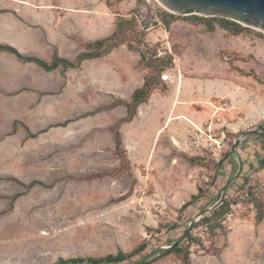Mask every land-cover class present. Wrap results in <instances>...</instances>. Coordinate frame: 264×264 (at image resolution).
<instances>
[{"label":"rangeland","instance_id":"1","mask_svg":"<svg viewBox=\"0 0 264 264\" xmlns=\"http://www.w3.org/2000/svg\"><path fill=\"white\" fill-rule=\"evenodd\" d=\"M80 1L0 0V44L47 62L54 49L61 57L74 60L77 52L71 39L80 44L87 35H93L91 39L104 37L115 30L117 22L129 21L122 27L121 36L124 45L131 44L136 53L149 49L151 56L143 64L138 61L136 69L146 70L145 77L154 84L151 95L159 90L162 100H172L170 91L183 82L186 88L193 82H216L230 88L235 100H264L263 32L246 27L248 30L232 35L216 23L209 31L207 22L192 19L207 17L195 12L174 14L158 0H88L85 7L79 6ZM65 3L71 7L64 8ZM100 28L109 33L98 35ZM161 46L172 53L155 58V50ZM80 77L81 73L74 70L59 67L46 72L12 53H0V264H55L61 258L129 252L146 242L145 251L120 263L134 264L156 248L172 245L175 237L170 233L174 230L171 225L180 227L178 222L183 223L182 234L187 229L189 221L179 214L162 217L160 203L145 207L141 198L150 191L149 180L156 168L141 163L136 166L140 170L134 171L126 147L133 140L132 132L123 128L125 123L120 131L129 161L116 155L111 127L120 113L84 116L114 100L101 96ZM186 95L183 93L180 100H186ZM205 99L230 104L228 116L215 125L216 138L222 137V131L225 134L223 156L216 159L206 149L211 116L199 128L191 126L176 138L190 148L188 154L180 153L195 160L189 162L183 157L187 162L195 165L209 161V178L199 179L201 195L206 193L208 203L214 204L217 169L230 156L227 154L235 137L264 126V119L245 124L243 113L233 109L231 97L212 95ZM96 104L100 105L87 110ZM157 137L155 144H170L169 137ZM135 140L131 143L142 147L151 144L148 135L141 134ZM245 141L252 154L256 149L264 150V137ZM191 147L201 154L193 153ZM34 180L42 184L30 186ZM257 202L262 213L264 200ZM153 215L160 219L161 232L157 231L159 226H148ZM227 228L201 239L210 241L206 243L208 253L216 254L225 246ZM253 255L245 251L242 263L236 264H255L249 262ZM222 263L211 258L205 264ZM151 264L174 263L161 257ZM257 264H264V258Z\"/></svg>","mask_w":264,"mask_h":264},{"label":"crops","instance_id":"2","mask_svg":"<svg viewBox=\"0 0 264 264\" xmlns=\"http://www.w3.org/2000/svg\"><path fill=\"white\" fill-rule=\"evenodd\" d=\"M87 3L88 0H81L79 6L85 7ZM70 5L65 3L63 7L70 8ZM107 33L109 32H106L102 28L98 30V35ZM91 37L93 38V35H87L86 39L80 44L73 39L70 40L76 47L77 54L79 53V48L81 51L84 50L83 44L85 42L104 38L91 39ZM139 59V53L129 50L125 45H121L104 57L84 60L79 68L68 70L81 73L80 78L82 83L89 84L90 87L101 93V96L106 95V97H109V100L121 99L128 101L132 93L144 83L143 78L146 70L142 69L139 71L136 69ZM167 78L165 76L164 79ZM184 85L183 82L180 88L170 91L172 100H162L163 97L160 91L156 90L152 93L148 102L139 105L137 115L131 122L125 123L123 128H131L130 132L132 133H130V138L134 142H137L135 138L141 134L151 137V144L148 146L142 147L131 143L132 141L129 143V146H126L128 149L127 154L129 155L134 171L140 170L136 166L141 163L149 164V166L151 165L156 168V174L149 180V184L145 178L139 176L140 181H143V184L147 183L150 190L141 198L145 207H151L153 203H160L168 216L169 213L173 216L179 214L183 218L182 220L190 221L200 211L213 204L208 203L210 198L205 193L204 195H200L198 200L194 201L181 212L182 206L191 200L192 195H197L201 187H203L199 178L206 180L209 178L210 163L208 160H204V163L207 165H194L187 162L180 153L188 154L189 146L183 144V142H179L176 136L181 135L182 132L189 131V127L191 126L199 128L210 116L219 115L217 106L216 104L214 105V101L216 100H208L205 99L206 97L212 95L231 97L232 100L230 101L233 109L243 113L246 121L245 124H256L264 119V100H235L236 96L229 91L230 88L222 83L208 82L204 84L203 82H193L189 83V87L187 88ZM196 91L199 94H196ZM183 93H187L186 100H180ZM98 105L100 104H96L87 110L93 109ZM118 111L120 114L117 115V119L126 115V108L123 105H118L111 110L102 111L96 115L101 113H115ZM148 119H150L149 125H147ZM161 122H164V125ZM183 125H187L188 129L187 127H183ZM179 130H181L180 133ZM162 135L169 137V145L155 144V140L158 138L157 136ZM190 144H193V142L190 141ZM261 146H264V144ZM239 147L238 151L243 159V171L239 179L228 188L227 196L231 191L242 190L245 187L246 176L250 172H254L257 178L264 179L263 148L261 151H257L256 149L252 154V150L246 148L244 143ZM191 150L196 155L201 154V150L192 147ZM236 168V162L232 155L226 158L222 165L218 166L215 185L213 186V193L216 199L225 183L236 172ZM150 176L148 174V177ZM134 199L135 196L132 197V200ZM256 203V200L251 202L241 215L230 222L225 236L226 244L217 254L206 251L208 248L206 243L210 241L203 242L205 249H202L196 243H192L189 248L191 252L189 253L191 264H205L211 258H214L219 263L223 262L222 264H226L227 262L229 264L242 263V254L245 251L247 255L254 254L250 257V263H262L264 258V216L262 221L256 225ZM154 216L148 219V226L151 228H157L159 226L160 219ZM178 223L180 227L170 231L171 234L173 233L172 237H175V240L182 234L183 223ZM217 242H219L218 239L216 240ZM171 255L165 256L163 259L165 261H173L174 264H182V260H179L176 255Z\"/></svg>","mask_w":264,"mask_h":264},{"label":"trees","instance_id":"3","mask_svg":"<svg viewBox=\"0 0 264 264\" xmlns=\"http://www.w3.org/2000/svg\"><path fill=\"white\" fill-rule=\"evenodd\" d=\"M170 17L173 18V16H170ZM192 19H196L198 21L203 20L207 22L209 26L208 27L209 31L214 30V23H216L219 27L226 30L232 35H239L243 31L248 30V28L241 26L235 21H231L229 19L221 18V17L202 18L199 16H193ZM129 23H130L129 21L117 22L115 30L113 31L111 35L101 38V39L94 40V41L85 42L83 44L84 50L78 53L76 57L74 58V60H69L67 58L61 57L58 54L57 49H54L51 61L47 62L35 56H24L15 47L10 46L8 44H0V53L1 52L12 53L20 61L24 63H34L38 65L40 68H42L43 70H45L46 72H52L59 67H62L63 70L77 69L81 66L84 60L104 57L108 55L113 49L126 44V41L121 36V29L124 25H128ZM126 46L129 50H132V51L135 50L131 46V44H127ZM147 51H149V49ZM147 51L140 52L141 57L139 60V65L143 64V62L149 59V57L151 56L149 52ZM143 79H144V83L142 84L141 87L137 88L132 93L130 100L125 101L121 99H116L110 104L98 106L94 110L84 114V116H90V115H94L102 111L111 110L117 107L118 105L125 106L126 115L120 118L119 120H117L116 123L111 127V131L114 134L113 137L115 138V153L118 157H120V159L124 158L123 160L124 162H128L129 160L125 156L126 151H125V148L123 147L122 137H121L122 134L120 131V127L122 124L131 122L133 120V118L137 115L139 105L142 103L148 102L151 96V90L154 87V84L147 77L144 76ZM25 128L27 129V126H25ZM30 136L34 137V134H30ZM227 155L228 156L231 155V152L229 151ZM183 157H185L186 160H188L189 162L195 161L191 157H188V156H183ZM263 165H264V161H263ZM36 184H42V183L40 181L34 180L30 183V186H34ZM201 193H202L201 190H199V193L197 195H192L191 200L186 202L182 206L181 212L185 210L189 205H191L194 201L198 200L200 198ZM217 196L219 198L220 194ZM259 200H262V199H258L256 200V202ZM226 205H227V197L225 198L224 202L218 208L213 210L209 215L204 216L202 220L203 221H211V220L217 221L225 213ZM263 216H264V211L260 213L257 208L256 225H258L262 221ZM170 227H172L173 229H176L178 226L174 224V225H171ZM159 229L160 230H157V231L161 232V230L164 228L159 226ZM224 229L225 228L220 223H216L213 227H211L209 234L212 233L213 235H216L214 234V232L216 233V230H224ZM184 232L185 230L183 231V233ZM175 241L176 240H174L170 244H173ZM203 242L204 241H202L200 238H194L192 237L191 234H189L187 238L184 241H182V243H180L179 245L175 247L167 249L161 253H158V255L154 256L153 258H151L144 264H151L154 261H156L158 258L165 257L170 254H175L179 260H182V264H191L190 255H189V253H191L189 250L191 244L196 243L202 249H205ZM146 248H147V243L142 242L129 252H123L122 250H119L116 254H107L101 257H76V258H69V259L61 258L55 264H86V263L87 264H120L134 256L139 255L140 253L145 251Z\"/></svg>","mask_w":264,"mask_h":264},{"label":"water","instance_id":"4","mask_svg":"<svg viewBox=\"0 0 264 264\" xmlns=\"http://www.w3.org/2000/svg\"><path fill=\"white\" fill-rule=\"evenodd\" d=\"M158 2L168 11L184 15L195 12L204 17H221L235 21L245 27L253 28L264 33V0H158ZM264 137V126L255 129L242 131L238 134L231 147V155L234 158L237 170L233 176L223 186L217 201L194 217L187 224V229L172 245L160 246L134 264H144L154 256L167 249L179 245L190 234L194 228L197 218L209 215L213 210L218 208L227 196L228 188L235 183L243 171V159L238 151V147L245 142L246 138L256 139Z\"/></svg>","mask_w":264,"mask_h":264},{"label":"built area","instance_id":"5","mask_svg":"<svg viewBox=\"0 0 264 264\" xmlns=\"http://www.w3.org/2000/svg\"><path fill=\"white\" fill-rule=\"evenodd\" d=\"M155 51L156 53L154 57L162 59L166 58L168 53H172L170 49L167 50L163 46L157 48ZM172 62L176 65V59H173ZM215 104L219 111V115H213L211 122L207 127L208 134L206 138L208 140L206 149L210 151L213 157L220 159L225 151V144L223 141L225 134L224 131H222L220 134V137H222L219 139L216 138L215 125L216 121L220 122V120H224V118L228 116L227 110L230 109V104L226 100H216L214 101V105ZM198 131L202 132V130ZM246 179L245 187L242 190H233L228 196H226L227 205L225 213L217 221H203L202 217L196 219L194 228L190 231L192 237L205 239L208 236L211 227L216 223H220L224 228L228 227L230 222L241 215L251 202L258 199L264 200V179L257 178L254 172H250L246 176ZM158 211L160 215L166 216L163 208Z\"/></svg>","mask_w":264,"mask_h":264}]
</instances>
